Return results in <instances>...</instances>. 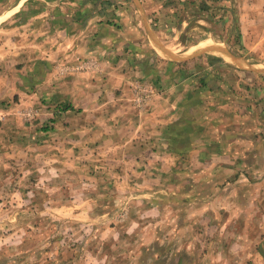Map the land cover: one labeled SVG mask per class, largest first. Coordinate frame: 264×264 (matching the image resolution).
Returning a JSON list of instances; mask_svg holds the SVG:
<instances>
[{
  "label": "rangeland",
  "instance_id": "374dc122",
  "mask_svg": "<svg viewBox=\"0 0 264 264\" xmlns=\"http://www.w3.org/2000/svg\"><path fill=\"white\" fill-rule=\"evenodd\" d=\"M170 1L180 27L187 8ZM219 2L218 16L203 10L202 20L244 57ZM107 8L127 9L117 0H0V264H264V147L247 141L264 136V105L240 118L199 108L211 99L198 91L208 84L184 76L209 74L213 86L222 63L186 48L204 37L192 6L191 28L165 39L177 41L179 55L146 54L120 96L114 82L103 96L77 97L89 109L74 108L57 77L81 74L77 93L99 94L94 75L107 65L97 58L121 54L109 47L59 65L50 39L56 27L100 19ZM241 88L247 105L256 95ZM154 97L160 121L147 108ZM234 119L251 128L245 141L226 127Z\"/></svg>",
  "mask_w": 264,
  "mask_h": 264
},
{
  "label": "crops",
  "instance_id": "0c3cea01",
  "mask_svg": "<svg viewBox=\"0 0 264 264\" xmlns=\"http://www.w3.org/2000/svg\"><path fill=\"white\" fill-rule=\"evenodd\" d=\"M25 1L27 2L28 0ZM117 1L119 3H125L127 9H116L110 14V10L107 8L105 11H102L101 15L104 16L100 19L87 16V19H85L80 26H77L78 24L72 25V22L68 21V24L56 27V30L52 33L53 37L51 39L49 38L51 42H53V44H51L53 48L47 47L46 43L48 41L46 40V36L42 39L44 42L43 54H46V48L56 49L60 52L59 58L57 59L60 63L59 65L65 64L66 60L73 65L77 63L79 57H92L98 53H102L105 48L108 49L109 47L111 49H118L119 54H121V57L114 60L112 59V62L109 61V57L104 56L98 57L99 59L97 58V61L107 65L105 74L101 73L100 75H94L98 82L97 85L100 86L101 92H99V94L90 91H86L81 95L77 93V91L81 90V74L78 75L73 73L67 78H65L67 75H63L61 78L57 77L59 82H64L66 84L65 87L70 86V97H68L67 100L74 108L82 107L84 110L89 109L86 105L82 106L83 104H81V102L80 105L79 103L75 104V102H77V97L103 96L104 94L102 92L104 91L105 94L108 93L110 85L114 82H119V84H117L118 88L113 89V95L115 97L120 96V90H124L126 87L125 82H128L129 79L136 75V72H140L139 66L146 54L153 55L157 60L170 59L174 55H179L177 50L173 49L177 41L166 45L165 39L169 38L170 35L175 36L176 34V37L173 38L178 40V35H181V33L183 34L187 26L188 29L189 27L191 28L188 24L190 23L189 8L192 6H196L199 11L198 13L202 14L198 15L196 20L199 22V29L202 31L201 33L204 34V37L195 40L191 44L189 42L186 48H193L195 49L193 51L197 50L196 52L198 54L201 52L211 55L213 60L222 63L219 74L213 75L217 78L213 86L208 83V78L212 77L209 76V74L203 76L187 74L184 76L182 80L183 83H194L196 80L202 82V80H204L208 84L207 90H201L199 88L198 91H200L201 95L204 97H211V99H204L203 104L201 103L202 106H199V108H219V111L225 112V114L229 111H233L232 113L236 118L243 117L245 110L252 112L253 108H263L261 105H264V0H220V2L223 3V6H221L223 11L227 12L230 21L237 25L235 28V35L238 38L239 45L238 43L235 44L234 41H230V44L233 48L237 47L236 50L241 54L243 53L244 57H239L230 53L231 51H229L226 46L229 39L224 44L220 43L219 34L215 31L214 27L212 29L209 25L208 28L206 22L202 20L203 16L207 14L204 15L203 10H208L210 15L215 14L218 16L216 11H211V7H214L213 5L216 3V0H200L199 5L197 2L198 0L196 1L197 4L195 0H180L187 8L186 16L183 17L180 27H177L178 22L174 10L175 7L170 0ZM129 4L133 7L132 9L129 8ZM73 12L70 9L69 15ZM46 15L47 13L45 11L41 16L45 17ZM74 15V18L78 21V16H76L77 12H74ZM200 20L202 21L200 22ZM62 21H64V19ZM192 28L196 29L195 26ZM211 29L214 31H211ZM51 32L53 31L51 30ZM115 36H117V41H115ZM230 39H232V37H230ZM115 42L117 44H115ZM182 47L184 48L185 45L182 44ZM190 56H186V58H190ZM87 78L91 77L85 76L83 81L86 82ZM248 80L252 83H247L246 81ZM67 81H70L69 83L71 84L69 85ZM244 86H250V88L246 89L252 90L251 92L255 93L256 97L247 102V105H240L241 101L246 102V100L243 99L244 97H241L243 96V94H241L243 90L241 87ZM62 87L63 84H60L57 89L61 91ZM222 91H227L229 94L228 99L224 102L220 101V99H215L216 97H221ZM198 95L200 94L198 93ZM203 96H201V98ZM166 97L167 95L163 94L159 99H165ZM155 98L156 97L148 104L147 108L153 116V120L160 121L155 117V115L158 114L156 111L158 109L157 101H159L158 98ZM64 100H66L65 97ZM171 109L172 108H169V110ZM177 112L178 111H175V113ZM234 121L235 122H230L231 126L228 124L226 127H230L232 135L235 138L234 140L238 141L240 139L245 141L246 139L244 138L249 136V132H247L248 134H244V130L251 128H246L247 125L242 123V120L237 121L234 119ZM155 126H158L157 122H155ZM256 129L258 128L253 127L254 131ZM255 136L256 134L252 137L255 141H251L250 137H247L248 143L252 145L257 141H261L259 145L264 147V136H259V139L255 138ZM111 142L114 141L112 140ZM140 144H144V142ZM143 146L145 147V145ZM150 155L153 154L151 153Z\"/></svg>",
  "mask_w": 264,
  "mask_h": 264
},
{
  "label": "trees",
  "instance_id": "16d2710c",
  "mask_svg": "<svg viewBox=\"0 0 264 264\" xmlns=\"http://www.w3.org/2000/svg\"><path fill=\"white\" fill-rule=\"evenodd\" d=\"M62 107V106H61ZM64 107V106H63ZM63 110L69 109V108H62Z\"/></svg>",
  "mask_w": 264,
  "mask_h": 264
},
{
  "label": "bare ground",
  "instance_id": "6f19581e",
  "mask_svg": "<svg viewBox=\"0 0 264 264\" xmlns=\"http://www.w3.org/2000/svg\"><path fill=\"white\" fill-rule=\"evenodd\" d=\"M207 41V40H206ZM204 44V43H203Z\"/></svg>",
  "mask_w": 264,
  "mask_h": 264
}]
</instances>
